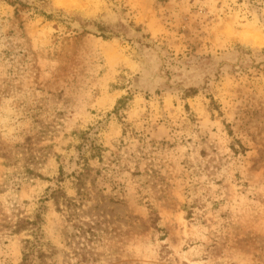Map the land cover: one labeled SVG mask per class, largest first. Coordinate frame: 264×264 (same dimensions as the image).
Segmentation results:
<instances>
[{"label":"rangeland","instance_id":"rangeland-1","mask_svg":"<svg viewBox=\"0 0 264 264\" xmlns=\"http://www.w3.org/2000/svg\"><path fill=\"white\" fill-rule=\"evenodd\" d=\"M39 206L28 264H264V0H0V208Z\"/></svg>","mask_w":264,"mask_h":264},{"label":"trees","instance_id":"trees-1","mask_svg":"<svg viewBox=\"0 0 264 264\" xmlns=\"http://www.w3.org/2000/svg\"><path fill=\"white\" fill-rule=\"evenodd\" d=\"M121 103L122 101H119L118 107ZM115 111H117V108ZM78 139L81 140L80 146L83 147L86 140L85 134H79ZM77 149H81V147L78 146ZM79 183H81L80 178L78 179V184ZM48 200L52 201L57 211H62L60 208L61 206L65 209V211H67V209H69L73 204L70 202L72 200L67 199L61 189L52 190L49 194ZM44 212V206H39L32 217H21L20 215H15V219L13 220L0 208V238L7 235H21L23 233L27 235L26 238L22 240L23 256L21 264H28L31 261V257L43 256L40 244L42 238V214Z\"/></svg>","mask_w":264,"mask_h":264},{"label":"bare ground","instance_id":"bare-ground-1","mask_svg":"<svg viewBox=\"0 0 264 264\" xmlns=\"http://www.w3.org/2000/svg\"><path fill=\"white\" fill-rule=\"evenodd\" d=\"M56 1L58 2V1H61V0H56Z\"/></svg>","mask_w":264,"mask_h":264}]
</instances>
